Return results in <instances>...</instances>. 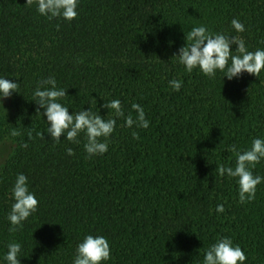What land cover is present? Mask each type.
<instances>
[{
    "label": "trees",
    "instance_id": "obj_1",
    "mask_svg": "<svg viewBox=\"0 0 264 264\" xmlns=\"http://www.w3.org/2000/svg\"><path fill=\"white\" fill-rule=\"evenodd\" d=\"M25 4L0 0V78L19 84L0 106V147L10 145L0 164V264L10 243L21 245L20 264H73L87 235L108 240L111 258L102 264H203L221 237L244 251L243 264H264V180L241 204L236 180L216 172L235 167L231 146L242 152L264 139V69L208 78L174 57L198 26L264 50V0H78L72 21ZM49 77L66 90L59 102L69 114L91 109L109 119L102 105L119 100L125 115L141 105L149 127L127 128L118 118L108 151L92 157L83 133L79 143L63 136L55 143L33 96ZM174 79L179 91L169 85ZM21 173L39 203L10 232L11 189ZM252 173L264 177V158ZM220 204L223 213L215 211Z\"/></svg>",
    "mask_w": 264,
    "mask_h": 264
},
{
    "label": "clouds",
    "instance_id": "obj_2",
    "mask_svg": "<svg viewBox=\"0 0 264 264\" xmlns=\"http://www.w3.org/2000/svg\"><path fill=\"white\" fill-rule=\"evenodd\" d=\"M33 4L36 5L39 15L46 16L50 20L61 18L72 21L78 15V0H26L25 6L31 7ZM231 26L237 33L245 31L244 25L237 19L231 21ZM233 44L237 46L235 52L230 51ZM174 57L187 72L191 73L198 68L208 78H213L217 71L223 72L228 80L238 78L242 73L257 77L264 69V50L248 51L241 37H229L222 33L214 34L205 26L193 27L185 36V45ZM169 85L174 91H179L182 87L181 81L175 79L169 81ZM18 88V83L0 78V106L2 101L10 98ZM33 96L38 106L36 114L46 117L48 137L55 143H59L62 136L69 142L79 143L78 137L83 133L86 138L84 151L88 157L103 155L108 151L107 138L113 133L118 118L124 120V126L127 128L135 126L147 129L149 127V121L145 118L141 105L133 103L132 111L125 115L119 100H112L102 105L104 109L112 110V117L109 119L101 117L97 111L91 109L69 114V108L59 102L67 96L66 90L57 87L54 77L39 81ZM40 109L44 111L41 113ZM132 112L136 113L135 117ZM19 135L20 132L13 128L11 136ZM37 136L44 139L42 132H38ZM132 137L139 139L137 132H132ZM21 146L26 148L28 145L25 143ZM228 150L235 154V167H226L221 164L217 166L216 172L221 177L226 175L236 180L241 204L251 202L255 198L257 185L264 180V177L254 176L252 173V169L264 158V139H253L251 147L242 152L238 151L235 145ZM66 152L69 156L74 155L71 148H68ZM11 195L14 203L7 219L11 225L9 231L16 232L22 227V223L37 211L39 201L29 191L27 177L22 173L17 175ZM224 210L223 204L215 209L217 213H223ZM20 251L19 243H10L4 257L7 264H20L18 259ZM110 258L111 249L108 240L103 236L87 235L76 247L73 264H102ZM246 259L244 251L239 246H234L230 238L221 237L206 250L203 264H243Z\"/></svg>",
    "mask_w": 264,
    "mask_h": 264
},
{
    "label": "rangeland",
    "instance_id": "obj_3",
    "mask_svg": "<svg viewBox=\"0 0 264 264\" xmlns=\"http://www.w3.org/2000/svg\"><path fill=\"white\" fill-rule=\"evenodd\" d=\"M9 150V144L0 147V164L4 162L5 158L7 157V154L9 153Z\"/></svg>",
    "mask_w": 264,
    "mask_h": 264
}]
</instances>
